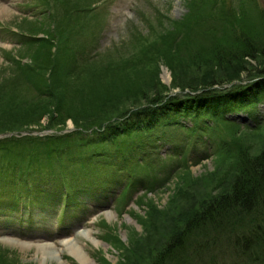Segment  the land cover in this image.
Wrapping results in <instances>:
<instances>
[{"label": "rangeland", "instance_id": "1", "mask_svg": "<svg viewBox=\"0 0 264 264\" xmlns=\"http://www.w3.org/2000/svg\"><path fill=\"white\" fill-rule=\"evenodd\" d=\"M193 1L0 0V138L57 136L78 129L73 118L45 127L56 119V110L53 117L45 114L42 126L20 136L4 132L26 124L30 116L20 115L17 103L46 95L38 89L44 82L56 95L51 108L58 101L60 110L88 116L109 107L114 112L140 105L165 87L182 95L217 75L245 78V67H258L260 56L220 66L215 54L232 48L226 42L243 22L253 24L264 40V0ZM212 1H218L215 7ZM224 28L228 38L218 33ZM44 46L59 64L54 76L46 67L42 76L30 70V57L42 55L32 50ZM69 55L77 62L69 63ZM255 105L250 117L246 110L233 112L232 122L217 124L207 118L193 129L187 118L173 132H154L153 143L127 165L130 171L123 179H110L94 195L82 196L80 204L43 205L32 215L19 212L18 219L0 208V264H85V258L94 264H145L165 242L164 235L183 224L197 205L230 187L241 167L239 158L264 143V126L250 129L264 115V96ZM261 211L263 203L251 213L233 212L230 217L244 227L243 222ZM216 232L190 233L192 244L201 243L188 247L194 255L183 259L184 264H207L208 254L223 250L222 260L237 259L223 238L227 233ZM238 260L248 263L242 255Z\"/></svg>", "mask_w": 264, "mask_h": 264}, {"label": "trees", "instance_id": "2", "mask_svg": "<svg viewBox=\"0 0 264 264\" xmlns=\"http://www.w3.org/2000/svg\"><path fill=\"white\" fill-rule=\"evenodd\" d=\"M212 2L216 3L215 7L218 1ZM242 26L226 42L232 48L223 47L219 49L221 52H216L217 62L222 66L227 62H239L240 58L247 56H260L256 59L258 67L246 66L249 71L245 78H232L227 73L217 75L212 82L190 87L193 93L169 94L165 87L164 91H156L140 105L120 106L114 112L109 107L100 110L99 114L83 116L79 112L74 114L67 109V113L60 110L58 101L51 108L55 104L52 101H55L56 95L49 93L48 83L44 82L47 85L44 89H41L44 84H40L39 94L46 95L28 97L17 103L16 110L21 109L20 115L30 116L26 124L22 122V125H15L4 132L20 133L35 125L42 126L41 119L45 114L53 117L54 113L57 114L56 110V119H49L45 127L56 128L64 124L67 118H73L78 129L57 136L46 134L17 137L14 134L0 138L2 211L15 219L19 218L21 211L23 215H32L36 209L39 210V206L49 207L60 201L69 206L80 204L82 196L94 195L97 187H102L110 179H123V173L130 171L127 165L153 143L154 132L160 129L173 132L184 126L183 121L187 118L193 122L194 129L200 122L205 123L202 119L207 118L214 119L217 124L219 121L232 122L230 115L239 110H246L250 117L255 104L264 96V40H261L263 36L256 32L253 24L243 22ZM211 29V33H217V24H213ZM218 33L225 38L231 35L226 34L225 28ZM49 49L44 46L42 50H32L43 55L40 58L30 57L34 64L30 70L37 75L42 76L44 71L41 69L46 67L54 76L55 69L59 67ZM70 57L73 59L70 60ZM38 59L42 65L38 63ZM68 62H77L76 57L69 55ZM262 126L264 115L254 119V128L250 129L255 131ZM89 129L92 130L88 132ZM244 134L250 136L248 133ZM221 154L218 153V157ZM237 156L239 155L235 157ZM220 161L221 158L216 163L219 164ZM238 161L241 167L230 187L213 195L209 201L197 205L183 224L164 235L165 242L145 264H184L183 259L187 260L194 255H190L188 251V247L191 248L194 244L188 239L190 233L199 232L211 236L214 231H217L215 234L227 233L223 238L227 239L229 249L236 252L237 259L232 260L233 256L230 260H222L220 255L223 250L208 254L207 264H231V261L237 264L238 255L248 259L246 264H264V211L251 217L248 222H243L244 227L237 218L235 220V217H230L233 212L251 213L258 205L264 204V143L247 158L244 156ZM225 166L228 167L229 163ZM198 243L201 242H195L194 246ZM229 252L225 251V255Z\"/></svg>", "mask_w": 264, "mask_h": 264}, {"label": "bare ground", "instance_id": "3", "mask_svg": "<svg viewBox=\"0 0 264 264\" xmlns=\"http://www.w3.org/2000/svg\"><path fill=\"white\" fill-rule=\"evenodd\" d=\"M168 78H169V77H168ZM29 244H32V245H33L34 243H29ZM29 244H28V245H29ZM82 263H85V264H94L93 259H90V260H89V259H87V258H85V259H84V262H82Z\"/></svg>", "mask_w": 264, "mask_h": 264}]
</instances>
